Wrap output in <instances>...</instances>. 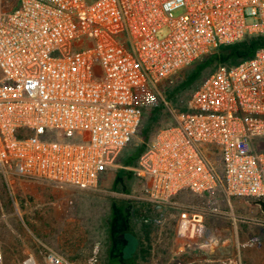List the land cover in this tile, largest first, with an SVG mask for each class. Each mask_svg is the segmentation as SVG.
<instances>
[{"label":"built area","instance_id":"1","mask_svg":"<svg viewBox=\"0 0 264 264\" xmlns=\"http://www.w3.org/2000/svg\"><path fill=\"white\" fill-rule=\"evenodd\" d=\"M247 36H264V0H0V176L97 188L139 130L142 91L162 97L163 82ZM135 170L145 199L180 210V236L221 214L218 193L228 207L264 200V48L207 75ZM42 254L13 264H75Z\"/></svg>","mask_w":264,"mask_h":264},{"label":"rangeland","instance_id":"2","mask_svg":"<svg viewBox=\"0 0 264 264\" xmlns=\"http://www.w3.org/2000/svg\"><path fill=\"white\" fill-rule=\"evenodd\" d=\"M193 66L161 85V92L180 88L178 102L168 103L173 117L201 82L184 85ZM142 92L148 103L159 96L151 89ZM137 138L95 189L16 175L7 185L0 176V243L7 264L27 260L28 253L42 258L45 247L75 264H264V213L252 199H231L223 213L204 215L200 234L180 236V210L145 199L135 170L139 159L127 162ZM120 224L127 226L122 234Z\"/></svg>","mask_w":264,"mask_h":264},{"label":"trees","instance_id":"3","mask_svg":"<svg viewBox=\"0 0 264 264\" xmlns=\"http://www.w3.org/2000/svg\"><path fill=\"white\" fill-rule=\"evenodd\" d=\"M260 48H264V36H247L237 43L222 46L218 50L201 57L194 63L193 68L186 76L184 85L193 84L198 80L202 82L210 74L205 75V72L209 70L214 72L222 66H234L246 59L252 58ZM179 90L180 88L173 91H163L162 97L157 95L152 103H148L145 100V96H141L139 106L142 109L143 117L136 134V136L138 135L137 141L139 145L127 158L128 164H134L136 159L138 160L141 157L161 128L173 123L174 117L165 102L171 103V105L176 104L175 102H178L177 99L179 98ZM187 102L182 111L187 109ZM116 216H119V214H116ZM126 228L127 226L120 224L117 231L122 234Z\"/></svg>","mask_w":264,"mask_h":264},{"label":"crops","instance_id":"4","mask_svg":"<svg viewBox=\"0 0 264 264\" xmlns=\"http://www.w3.org/2000/svg\"><path fill=\"white\" fill-rule=\"evenodd\" d=\"M190 195V196H193L195 199H197L196 201H194L193 199L190 200L187 196ZM177 201H180L182 202V204H184V206L186 207V205L188 206H191V207H194L198 210H201L202 207H201V203H200V200L198 199V197H196L195 195L191 194V193H188V192H183V193H180L178 196H177ZM175 199V201H176ZM235 199V198H234ZM255 200H253V203H254ZM225 198L223 197V195L221 193H218V203H219V210H220V213H223L222 209L224 207H226V203H225ZM255 204V203H254ZM228 207V206H227ZM231 207V206H230ZM172 208V207H170ZM172 209H175V208H172ZM177 210V209H176ZM179 222V221H178ZM177 228H178V224H177ZM1 244V243H0ZM2 246V244H1ZM2 249L4 251V254H5V258H6V252H5V249L4 247L2 246Z\"/></svg>","mask_w":264,"mask_h":264},{"label":"water","instance_id":"5","mask_svg":"<svg viewBox=\"0 0 264 264\" xmlns=\"http://www.w3.org/2000/svg\"><path fill=\"white\" fill-rule=\"evenodd\" d=\"M254 203L260 206L262 212L264 213V200H255Z\"/></svg>","mask_w":264,"mask_h":264}]
</instances>
